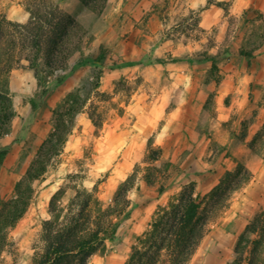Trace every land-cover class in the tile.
I'll use <instances>...</instances> for the list:
<instances>
[{
  "label": "rangeland",
  "instance_id": "rangeland-1",
  "mask_svg": "<svg viewBox=\"0 0 264 264\" xmlns=\"http://www.w3.org/2000/svg\"><path fill=\"white\" fill-rule=\"evenodd\" d=\"M6 1L8 4L12 0ZM245 4L247 3L237 0L227 3L225 8L229 12L228 8L231 7V16L227 20L229 27L223 43L219 44L214 36L218 29L207 31L195 27L196 22H190L194 27L189 24L186 28H172L167 31V36L177 50L174 54L172 50L163 53V58L169 59L163 61V66L168 67L167 62L178 64L185 54L190 55L193 60V65L189 67L191 77L182 78L181 82H177L169 75V70L163 69L161 65L155 66L159 68L157 72L154 69L145 70L144 65L136 66L133 60L122 62L121 56L115 55L113 48L118 40L101 44L110 49L104 72L114 70L113 74L104 75L101 87L89 93L86 106L82 109L83 119L73 128L62 151L51 160L46 171L35 181L31 203L10 230L9 236L13 245L3 253L0 264H30L43 248L41 234L47 221L58 225L65 218L82 217L85 220L83 227L94 228L93 221L99 217L101 211L113 206L118 187L131 175L133 186L120 199L122 206L127 204L126 212L130 209L129 214H123L119 219L116 237L106 241L107 248L103 254L109 255L113 247H140V236L152 228L144 234L130 236L129 229L136 222L131 219L133 209L159 196L169 206L176 202L185 185L197 184V172H193L197 157L193 155V150L202 138L209 139L206 149L207 153L212 152L211 155L203 156L202 162L214 165L226 158L223 156L225 147L222 142L229 137V132L236 131L238 125L243 134L258 116L264 117V0H251L249 5L242 8L241 5ZM3 15L5 16V12L0 11V17ZM78 19L87 30L85 38L90 44L93 39L88 26L90 18ZM185 37L191 38L195 43L188 52L183 53L177 46L185 41ZM84 52V49L76 51L75 60L83 58ZM152 53L153 51L144 60L153 58ZM241 53L248 55L243 56ZM209 57L215 58L214 67ZM61 71L59 69L57 72ZM51 77L48 79L53 80V75ZM188 84H197L199 89H190L185 86ZM227 84H241L244 88L242 86L239 91L227 92ZM87 94V90H82L81 98ZM64 98L59 90L56 94L54 89L48 94L35 92V99L42 106L39 118L46 117L51 121L52 107L57 106ZM181 99L198 102V108L175 109ZM10 100L14 109L17 100L11 96ZM138 100L140 105L146 103V110L150 105L154 109L161 101L167 103L162 108L161 119L150 125L153 134L151 140L144 144L137 137L143 127V124L136 123L137 115L144 110L143 107L133 106ZM240 102H245L246 106L242 107ZM233 104L235 106L232 119L222 122L219 118V106L229 107ZM245 113L241 125L240 117ZM30 126L31 123L25 127V136ZM49 128L47 124H35L34 135L24 145L25 152L22 155L12 152L4 157L0 164V193L5 199L14 193L15 181L34 158L30 157L28 162L29 152L35 151L36 154L43 135ZM161 131L166 132L167 139L159 144L156 135ZM238 136L233 144L234 151H241L245 146L243 135ZM5 138V135L0 138V148L4 147ZM250 156H264V123L252 143ZM228 163L223 164L226 166ZM239 163L243 176L244 170L248 169L245 158H240ZM147 180H152L153 183L148 184ZM161 186L165 189L162 194L159 190ZM145 194L150 197L147 201L135 202ZM231 196L232 193L226 192L221 198L229 199ZM201 201L202 213L210 218L207 226L229 205L228 201L223 202L222 206L217 205L208 198V194L202 195ZM87 202L88 205L84 207ZM132 202L134 205L131 208ZM160 208V204L152 208L150 223L155 221ZM255 237L251 235L250 240ZM246 247H253V244L249 243ZM248 258L249 253H246L242 264H246ZM168 259L169 254L162 251L159 256L160 263ZM120 261L122 260L109 259L104 264H123ZM258 264H264V252L258 256Z\"/></svg>",
  "mask_w": 264,
  "mask_h": 264
},
{
  "label": "trees",
  "instance_id": "trees-1",
  "mask_svg": "<svg viewBox=\"0 0 264 264\" xmlns=\"http://www.w3.org/2000/svg\"><path fill=\"white\" fill-rule=\"evenodd\" d=\"M80 1L86 11L96 15L103 12L107 3V0ZM24 4L30 13L27 23L10 21L4 15L0 17V138L10 131L11 120L15 116L8 91V77L14 67L33 69L44 93L64 83L85 59L94 65V70L91 81H82L79 87L52 109V128L26 172L16 182L12 196L5 199L0 193V259L13 245L9 232L28 209L35 181L62 151L89 93L99 89L104 64L110 52V49L100 45L97 50L75 60L76 51L82 50L84 43L88 42L85 38L87 30L82 22L74 15L63 12L57 0H25ZM241 55L247 56L248 53ZM209 59L214 67L215 58ZM59 69L62 71L57 72ZM52 75L53 82L48 84V78ZM82 90L88 91L83 98ZM8 152V146L0 148V164ZM241 173V164L238 162L234 171L224 174L219 184L210 191L209 197L222 206L228 199L221 198L226 192L232 193L250 179L249 169L244 170L243 176ZM132 180L133 175L120 184L113 206L101 211L92 223L94 228L83 227L85 220L82 217L71 216L58 225H53L52 221L45 222L41 234L43 248L30 264H88L93 254L105 250L107 240L116 237L121 216L129 214L130 209L126 212L127 204L122 206L120 199L133 186ZM147 183L152 184L153 181L147 180ZM159 190L163 192L165 189L161 186ZM87 205L88 202L84 207ZM201 206V194H195V184L185 185L175 203L160 208L152 230L140 236V247H133L128 264H187L204 237L210 219L202 213ZM253 234L256 237L250 240ZM263 240L264 211L255 216L240 236L235 248L236 257L230 264H242L246 253H249L246 264H258V256L264 252V247H261ZM249 243L253 247H246ZM164 250L169 254V259L160 263L159 256Z\"/></svg>",
  "mask_w": 264,
  "mask_h": 264
},
{
  "label": "crops",
  "instance_id": "crops-1",
  "mask_svg": "<svg viewBox=\"0 0 264 264\" xmlns=\"http://www.w3.org/2000/svg\"><path fill=\"white\" fill-rule=\"evenodd\" d=\"M57 1H59L60 9L63 12L72 14L81 20L87 17L90 18L88 26L91 34H93V39L90 44L88 42L84 43V57L88 53L97 50L101 44L118 40V43H115L113 48L115 55L121 56L122 62L124 60H133L136 62V66L144 65L145 70L154 69L157 72H159V68H155V66L161 65L163 69L167 68L169 70V75L174 77L177 82H181L182 78L191 77L192 73L189 67L193 65V60L190 55L185 54V56L181 57L178 64H170V62H167L166 65L168 67L163 66V61L166 60L163 58V53L172 50L174 54L177 50L171 38L167 36V31L172 28H186L190 22H196L195 27L206 29L207 31L218 29L214 32V36L220 44L226 39V33L229 27L227 20L231 16V7L228 8L229 12L225 8L231 0H107L105 9L99 16L86 11L80 0ZM250 1L237 0L240 3H247L241 5L242 8L249 5ZM6 2V0H0V11L5 12L8 20L16 23H27L29 21L30 13L22 0H12L8 4ZM190 26L194 27L193 24H190ZM193 43L195 41H192L189 37H185V41H181L180 46H177V48H180L183 53H186ZM152 51L153 58L144 60ZM166 61H169V59ZM93 70L94 65L85 59L68 76L64 83L53 88L55 94L59 90L66 97L68 93L73 92L79 87L83 80L92 79ZM110 71L103 73L101 83L105 78L104 75H110L114 70ZM51 80H49L48 84L53 82ZM185 86H189L193 90L199 89V85L197 84H188ZM242 86L244 88V85L241 84H227L225 89L227 92L239 91ZM8 88L9 95L14 97L17 102L14 107L15 116L11 120L10 131L5 134L4 146L9 147L8 154L14 152L15 154L22 155L26 148L24 145L30 136L35 133V124H47L50 126L47 133L43 135L41 142L44 141L52 128V115L51 121L46 117L39 118L42 106L35 99V92H44L43 87L39 86L33 69L22 66L14 67L9 73ZM140 104L141 102L138 100L133 103V106L144 108L143 112L137 115L138 118L136 120V123L143 124V127L139 131L140 133L136 134L139 139L143 140L144 144L147 140H151L153 134L150 125L157 123L161 119L162 108L167 106V103L161 101L154 106V109L150 105L148 110L145 108L146 103L143 105ZM240 104L242 107L244 105L246 106L245 102H240ZM234 106V104L229 107L226 105L219 106V118L222 122H227L232 119ZM55 107L53 106L52 109ZM175 107L177 110L183 108H198V102L194 103L192 100L181 99ZM50 112L52 114V110ZM83 115L84 112L81 111L79 116L76 117L75 126L79 125L83 119ZM245 115L246 113L240 117L241 125V120L244 119ZM29 123H31V126L25 136V127ZM263 123L264 117L258 116L253 123L249 124L243 134L238 129L239 126L236 125V131H230L229 137L222 142V146L225 147L223 156L226 158L214 165L209 164V162H202L203 156L212 154L211 151L207 153L206 149L209 139L207 141L205 137L202 138L197 144V147L194 148L193 155L197 157V160L193 167V172L198 173L195 174L197 180V184L195 183V194L199 192L201 197L204 194H208V198L211 199L209 197L210 191L219 184L227 171L235 170L240 158H245L247 168L251 172V177L240 188L232 192V196L227 200L229 205L224 207L221 215L211 220L204 237L201 239L187 264H230L233 262L236 257L235 248L240 236L245 232L247 226L254 220L255 216L264 211V156L256 158L250 156L252 143L257 138L259 129ZM238 134L243 135L245 146L241 151H234L233 144L238 139ZM156 139L159 144L164 143L167 139L166 132L161 131L158 133ZM28 155L29 162L30 157H35V151L29 152ZM225 162L229 163L224 166L223 163ZM27 168L23 170L22 175L17 178L15 184L24 175ZM160 193L162 194L163 192ZM148 198H150L149 195L145 194L135 202L147 201ZM159 204L162 208L168 207L167 201L163 202L161 196H159L133 209L131 219H135L136 222H133L129 229L130 236L132 234H144L149 228L153 227L154 222L152 221L150 223L152 219V208ZM133 205L134 202L131 203V208ZM253 235L256 236V234ZM132 250L133 247H113L109 255L103 254V250L102 252L93 254L88 264H104L109 259H114V261L120 259L122 260L120 261L121 263L128 264Z\"/></svg>",
  "mask_w": 264,
  "mask_h": 264
}]
</instances>
